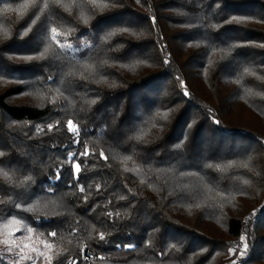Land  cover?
<instances>
[{"label":"trees","instance_id":"trees-1","mask_svg":"<svg viewBox=\"0 0 264 264\" xmlns=\"http://www.w3.org/2000/svg\"><path fill=\"white\" fill-rule=\"evenodd\" d=\"M0 153L51 264H264V0H0Z\"/></svg>","mask_w":264,"mask_h":264},{"label":"snow or ice","instance_id":"snow-or-ice-1","mask_svg":"<svg viewBox=\"0 0 264 264\" xmlns=\"http://www.w3.org/2000/svg\"><path fill=\"white\" fill-rule=\"evenodd\" d=\"M138 2H139V0H138ZM52 32L55 33L56 29H52ZM53 39H55V37H53ZM245 71H248V70L246 69ZM166 115H167V113H165V116ZM68 127H69L70 131L77 132V129L73 126L71 121L68 122ZM137 138H141V137H137ZM0 154H2V153H0ZM84 154H87V152H85ZM79 170H80L79 165H76L75 166V172L79 173ZM2 174L4 175L5 178L11 179L7 173H2ZM81 191H83V189H81ZM109 215H111V214H109ZM11 222L14 224L20 223V221L15 220V219H13ZM27 232L31 233L32 229L28 228ZM50 235L55 236V233H51ZM100 238L101 239L104 238L103 234H101ZM25 239L31 240V236L29 235V236L25 237ZM241 239L244 240L245 238L242 237ZM0 243H3L5 245L10 244L11 246L8 247V249H7L8 252H10V253L13 251L14 248L18 249L17 254L19 256V260L32 259V257L28 254V252L25 251V249H28L30 247L29 244L23 243L22 245H17L16 241L14 239H12V237L10 235H7V234H5V238L3 240H0ZM244 248H245V250L247 249V244L244 245ZM52 249H53L52 244L44 242V249L43 250H40V249L33 247V248H31V251L38 252L40 256H43L45 258V260L48 262V264H51V260H52L51 251H52ZM57 254H59V253H57ZM17 264H19V261H17Z\"/></svg>","mask_w":264,"mask_h":264},{"label":"rangeland","instance_id":"rangeland-1","mask_svg":"<svg viewBox=\"0 0 264 264\" xmlns=\"http://www.w3.org/2000/svg\"><path fill=\"white\" fill-rule=\"evenodd\" d=\"M31 236V240L25 239V237L27 236ZM10 236L12 237V239H14L16 241L17 245H22L23 243H27L29 244V248L25 249L26 252H28V254L32 257V259H25V260H19V256H18V249L14 248L13 251L10 253L8 252V247H10L11 245H5L3 243H0V248L3 249V251L5 252L4 258L5 260L9 263V264H17V261H19V264H40V256L38 252L35 251H31V248L35 247L37 249L43 250L44 249V242L39 240L38 238H36L32 232L31 233H24V234H19L16 232H12L10 234Z\"/></svg>","mask_w":264,"mask_h":264}]
</instances>
